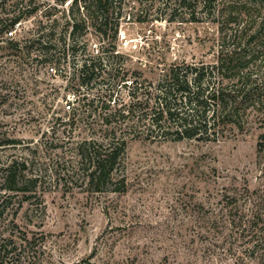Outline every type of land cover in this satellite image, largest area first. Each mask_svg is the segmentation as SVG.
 <instances>
[{"label":"rangeland","instance_id":"rangeland-1","mask_svg":"<svg viewBox=\"0 0 264 264\" xmlns=\"http://www.w3.org/2000/svg\"><path fill=\"white\" fill-rule=\"evenodd\" d=\"M29 1L42 5L18 23L12 36L23 40L29 52L12 48L7 36L0 43V138L19 142L0 150V158L6 162L34 155V174L42 162L51 167L69 160L78 142L101 139L103 118L114 111L115 99L130 103V88L112 85L118 76L114 69L123 66L130 81L156 80L165 64L212 59V26L170 23L133 0L116 10L118 34L111 46L100 42L83 10L73 12L86 23L74 43V0H5V9ZM38 32L57 44L52 53H64L60 64L36 51L41 47L35 39ZM113 54L121 58L112 59ZM93 55L111 61L105 82L82 72L83 59ZM51 67L57 72L49 71ZM110 95L111 108L104 109ZM259 134L253 128L205 144L129 140L127 190L120 194H88L76 184L65 186L63 175L56 180L48 168L39 196L24 200L20 194L13 199V209L3 214L0 244L10 235L22 243L32 240L22 254L32 264H234L225 244L200 234L228 231L196 223V209L199 204L205 213L212 205L219 208L225 188L247 186L264 193Z\"/></svg>","mask_w":264,"mask_h":264},{"label":"trees","instance_id":"trees-1","mask_svg":"<svg viewBox=\"0 0 264 264\" xmlns=\"http://www.w3.org/2000/svg\"><path fill=\"white\" fill-rule=\"evenodd\" d=\"M124 1L71 2L70 36L74 43L77 37L83 36L82 26L86 23L74 17L73 12L83 10L87 15L84 17L94 22L100 42L113 45L119 25L116 10ZM133 1L170 23L212 26L211 61L192 58L165 64L156 80L134 78L130 81L126 78L129 72L123 66L114 69L118 76L112 85L116 89L130 88V103L119 98L114 100V111L103 118L101 139L78 142L69 160L64 163L58 160L51 167L49 164L45 167L42 162L36 174L32 172L38 160L34 155L6 162L0 158V221L5 211L13 209V199L18 195L23 194L24 200L39 196L48 168L56 180H62L63 175L65 186L76 184L88 194L124 193L127 190L126 151L129 140L133 139L218 143L254 128L260 131L259 162L264 159V0ZM40 5L31 1L24 5L13 3L8 11L5 0H0V43L24 17L37 13ZM35 39L41 46L36 49L41 56L59 64L64 60V53H52L57 44L48 35L38 32ZM7 41L12 48L29 52L30 47L23 40ZM111 58H121V55L113 54ZM109 60L101 55L85 57L82 72L88 79L102 77L101 81L105 82L107 78L103 74L113 69ZM112 97L104 102V109L111 108ZM58 120L65 123L62 118ZM18 143L11 138H0V150ZM219 203V208L212 205L207 213L199 204L196 223L208 230L221 228L228 232L200 234L225 244L224 251L230 252L234 264H264V193L251 191L247 186L225 188ZM24 241L11 235L3 238L0 264H32L22 256L32 240Z\"/></svg>","mask_w":264,"mask_h":264},{"label":"built area","instance_id":"built-area-1","mask_svg":"<svg viewBox=\"0 0 264 264\" xmlns=\"http://www.w3.org/2000/svg\"><path fill=\"white\" fill-rule=\"evenodd\" d=\"M19 26H20V24H16L15 27H14V30L9 31V32L7 33V37H8V39H14L12 36H13L14 33L17 32V30L19 29ZM8 35H9V36H8ZM49 71H51V72H53V73H56V72H57V70H56L55 68H53V67L49 68ZM66 109H67V110H70V109H71V105H70V104H66Z\"/></svg>","mask_w":264,"mask_h":264}]
</instances>
